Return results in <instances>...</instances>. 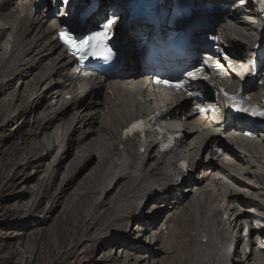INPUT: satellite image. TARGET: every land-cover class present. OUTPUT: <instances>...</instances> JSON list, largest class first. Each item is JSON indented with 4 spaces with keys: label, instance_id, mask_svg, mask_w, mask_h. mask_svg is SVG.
Listing matches in <instances>:
<instances>
[{
    "label": "bare ground",
    "instance_id": "6f19581e",
    "mask_svg": "<svg viewBox=\"0 0 264 264\" xmlns=\"http://www.w3.org/2000/svg\"><path fill=\"white\" fill-rule=\"evenodd\" d=\"M233 2L236 4L235 9L226 8L224 14L231 13L228 16L233 18L242 12L245 25H250L248 21L255 15L252 8L255 6L254 0H248L250 4L248 10H244L241 0ZM31 6L32 2L29 0H1L0 36L6 31L9 39L5 40L4 45L0 44V50L3 51L0 52V74L5 76L7 71L13 76L20 74L19 85L15 91L10 90L15 85L14 81L8 80L4 81L3 92L10 90L8 98L12 99V105L9 109L16 108L21 115L27 114L32 99L38 97L37 92L41 89H38V85L42 75L34 74L29 80H25L19 70L26 56H32L31 53L38 50L32 56L36 63L26 72L28 76L48 59L50 67L46 74L54 80L53 84L63 83L55 102H50L40 113L43 116L44 127L50 128L57 122L55 128L51 131L44 129L41 138H37V135L35 137L31 129L29 134L25 132V135H21L19 141L23 143H16L28 148L25 157L19 158V164L29 165L34 162L41 168L45 160L51 157L48 162L46 161L45 170L48 178L43 177L41 190L48 188L53 172L57 173L56 179L59 180V172L69 160L66 171L62 173L59 188L69 191L75 185L71 192L75 202L71 235L68 236L70 239L67 244L64 241L61 244L56 243V253L48 259V264H60L63 256L64 259L71 256L75 231L79 227L83 230L87 225L92 227L98 224L96 235L107 238L113 247L121 244L123 264H166L168 257H175L174 264H223L229 258L228 242L233 240L244 222L251 223L252 231L264 232V206L261 197L264 176V165L261 163V158L264 157V133L258 137V141L246 140L242 135L224 139L214 136L208 130L202 134L196 125H193L194 122L182 121L177 117L175 111L182 106L176 105L169 111L175 117L170 126L177 127L179 131L182 130L189 136L192 140L191 147L183 148V140H180L177 148L161 154L156 151V144L151 142L144 152H138L135 141L121 142L122 128L133 117L139 116L151 107L168 103L167 100L151 96L139 84L138 77L129 76L106 82L91 81L90 92L105 89L103 96H91L88 92L84 97L86 102L83 103L78 97L77 78L66 70L72 63V58L67 57L62 51L57 52L58 43L53 40L52 28L46 30L39 28L31 39L23 38V35L34 30V24L38 21L32 14ZM8 7L10 9L3 13L2 9ZM121 25L122 23L118 28ZM222 27L227 35H238L242 39L247 36L242 27L232 21H226ZM242 42L244 47L248 46L247 42ZM22 43L28 47L21 46ZM129 56L130 60L135 59V49L130 51ZM60 77L64 79H59ZM49 84L47 83L46 87ZM260 89L252 93L258 95L262 90ZM22 91L25 93H22L25 101L21 103L20 100V104H16L17 96ZM68 93L72 96L67 97ZM136 93L143 94L141 96L145 100L143 103L135 98ZM12 109L10 112L12 114L6 117L3 124L5 127H8L18 115ZM68 110H72L71 134L70 130L64 131L65 127L60 123ZM46 111L48 114L45 116ZM205 141L200 158L195 160L196 150L201 148ZM215 145H223L224 152L219 153ZM22 149L24 151L25 148ZM205 152L209 156L207 159L204 157ZM229 154L232 157L228 156ZM181 156L189 159L191 164H196L198 174H194L192 179L183 177L181 182H178L172 178V172L177 175L175 166ZM78 157L80 161L77 165L74 161L76 162ZM82 161L85 164L94 162L96 166L83 182L77 185L79 182L77 171ZM59 163L61 165H58ZM82 170L81 166L79 172ZM238 174L245 176L253 187L242 181ZM189 181L191 185L188 184ZM183 184L189 187V194H183L184 199L181 201H177L181 196H177L178 199L172 196L171 202L165 206L164 202L150 200L158 192L177 193L178 187L181 188ZM25 196V193L15 195L16 199L12 204L17 202L14 205L15 209L26 208L27 215H33V212L31 213L33 207L29 202L25 203ZM150 202L151 209L145 211L143 207ZM250 204L259 213L258 216L251 213L248 208ZM32 205L41 204L34 202ZM253 216L256 217L255 225L252 223ZM132 218L137 219V231L128 229ZM146 220L153 224L152 228L147 227ZM49 230L53 235L56 232L54 227H50ZM143 230L149 231L153 236V242L160 244L157 248L164 253L163 256L154 258L153 248L138 243L135 238H139ZM150 258H153V263L148 262L147 259ZM30 261L31 258L27 264H31ZM235 261L236 264H249L243 259Z\"/></svg>",
    "mask_w": 264,
    "mask_h": 264
},
{
    "label": "rangeland",
    "instance_id": "374dc122",
    "mask_svg": "<svg viewBox=\"0 0 264 264\" xmlns=\"http://www.w3.org/2000/svg\"><path fill=\"white\" fill-rule=\"evenodd\" d=\"M0 52L3 51L0 50ZM19 76L20 74H17L18 78ZM3 85L4 82L1 83L2 87ZM14 87L15 85L10 89L12 92ZM3 90L4 88L0 89V264H27L30 258L31 264H48V259H51L56 253V243L61 244L64 241L67 244L70 239L68 236L71 235L72 211L75 206L71 192L75 185L69 191L59 188L63 177L62 173L66 171L69 160L61 168L59 180L58 178L56 179L57 173L53 172L52 181L47 186L48 188L41 190V182L45 177L46 179L48 178L45 169L47 160H50L51 157L45 160L41 168L38 167V163L34 162L29 165L18 163L19 158L25 157V151L28 150L27 147L16 144L18 142L19 144L23 143V141L19 140L25 131L15 130L17 125L15 126L14 122H10L8 127L11 128L3 126L6 117L12 114L10 112L13 108L9 109L12 105V99L8 98L7 93H4ZM22 93L23 91L17 96L18 99L20 98L21 103L25 101ZM15 103L20 104L17 101ZM28 109L30 111L27 114H30L31 108L29 107ZM15 112V114H18L19 111ZM15 122H17V119ZM30 130L26 132L29 134ZM22 147L25 148L24 151ZM79 161L80 157L74 163L78 165ZM58 165H61V163ZM81 166L83 170L79 172ZM95 166L94 162L86 164L84 161L81 162L77 171L79 173L77 185L83 182V179L91 173V170H94ZM186 192L188 195V190ZM21 193L26 194L25 203L29 202L30 206L33 207L31 209L33 215H27L26 208L15 209L14 205L17 202L14 205L12 204L16 199L15 195ZM34 202H40L41 205L33 206ZM50 227L55 228L56 232L54 235L51 234ZM97 228L98 224L92 227L87 225L83 230H80V227L77 228L73 235L74 248H72V252L70 250L71 256H66V259L63 256L59 261L60 264H123L121 263L124 261L123 252L120 250L121 244H116L113 247L107 238H101L96 235ZM81 237L82 240L80 241ZM163 255L164 253L159 257ZM151 259L152 262L148 260L149 263H153V258ZM174 259L175 257H168L166 264H174Z\"/></svg>",
    "mask_w": 264,
    "mask_h": 264
},
{
    "label": "snow or ice",
    "instance_id": "6c2138e0",
    "mask_svg": "<svg viewBox=\"0 0 264 264\" xmlns=\"http://www.w3.org/2000/svg\"><path fill=\"white\" fill-rule=\"evenodd\" d=\"M115 22L114 19H110L107 21L106 24L103 26V31L93 33L89 35L87 38L81 40L79 43L69 34L67 31L61 32V37L68 43L71 47L77 48L78 51H91L92 55L96 56H105L106 58L111 56V49L106 48V41L110 38L109 33L111 31V26ZM107 54V55H106ZM165 83H168L165 81ZM176 87H182V84H177ZM228 93H225L227 96ZM230 99L235 100V97H231ZM236 106L235 104L233 105ZM243 111H247V109H241ZM260 115H264V112L259 113ZM144 124L143 121H138L137 123L133 124L131 128L127 131H143L142 125Z\"/></svg>",
    "mask_w": 264,
    "mask_h": 264
}]
</instances>
